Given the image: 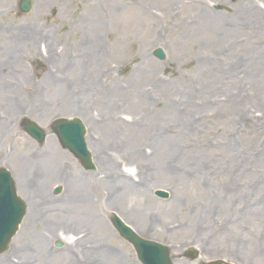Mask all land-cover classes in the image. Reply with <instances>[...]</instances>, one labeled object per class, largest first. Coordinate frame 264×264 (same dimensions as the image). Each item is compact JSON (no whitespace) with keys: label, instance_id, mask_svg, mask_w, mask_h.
Masks as SVG:
<instances>
[{"label":"rangeland","instance_id":"obj_1","mask_svg":"<svg viewBox=\"0 0 264 264\" xmlns=\"http://www.w3.org/2000/svg\"><path fill=\"white\" fill-rule=\"evenodd\" d=\"M17 2L0 0V166L26 212L0 264H140L112 216L173 264H264V0ZM72 117L92 170L52 129Z\"/></svg>","mask_w":264,"mask_h":264},{"label":"water","instance_id":"obj_2","mask_svg":"<svg viewBox=\"0 0 264 264\" xmlns=\"http://www.w3.org/2000/svg\"><path fill=\"white\" fill-rule=\"evenodd\" d=\"M29 7L30 0L19 1L21 12L28 11ZM154 55L163 58L161 49L154 50ZM54 129L61 143L73 151L84 165L90 167L89 154L83 140L82 125L75 119L71 121H58ZM26 130L38 140L43 138L41 130L32 123L26 125ZM157 194L165 196L163 192H157ZM24 212L25 204L16 196L10 174L5 169L0 168V252L6 249V245L14 234ZM113 223L120 234L132 243L139 260L143 264H171L168 252L162 245L137 237L117 218L113 219Z\"/></svg>","mask_w":264,"mask_h":264},{"label":"bare ground","instance_id":"obj_3","mask_svg":"<svg viewBox=\"0 0 264 264\" xmlns=\"http://www.w3.org/2000/svg\"><path fill=\"white\" fill-rule=\"evenodd\" d=\"M25 162H28V161H26V160H24L22 163H25ZM21 163V164H22ZM24 166V165H23ZM125 185L129 188V189H132L133 187L132 186H130V185H128L126 182H125ZM54 230V229H53ZM53 233V232H52ZM56 234L58 235L59 233L58 232H56ZM61 235H64V237H67L68 236V234L67 233H65L64 231L61 233ZM48 236V235H47ZM53 240V239H52ZM67 241V240H66ZM74 244H76L75 242H74ZM179 264H185L184 262H180Z\"/></svg>","mask_w":264,"mask_h":264}]
</instances>
